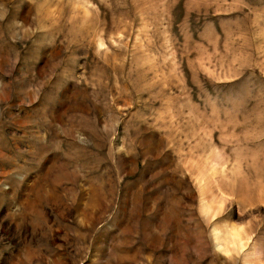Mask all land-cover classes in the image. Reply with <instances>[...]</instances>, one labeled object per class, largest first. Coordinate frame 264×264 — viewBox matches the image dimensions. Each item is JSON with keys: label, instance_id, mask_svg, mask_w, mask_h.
<instances>
[{"label": "rangeland", "instance_id": "obj_1", "mask_svg": "<svg viewBox=\"0 0 264 264\" xmlns=\"http://www.w3.org/2000/svg\"><path fill=\"white\" fill-rule=\"evenodd\" d=\"M0 264H264V0H0Z\"/></svg>", "mask_w": 264, "mask_h": 264}]
</instances>
